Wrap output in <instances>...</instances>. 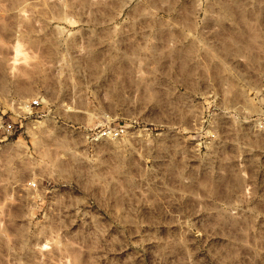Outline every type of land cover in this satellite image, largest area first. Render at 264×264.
Returning <instances> with one entry per match:
<instances>
[{
    "label": "rangeland",
    "instance_id": "1",
    "mask_svg": "<svg viewBox=\"0 0 264 264\" xmlns=\"http://www.w3.org/2000/svg\"><path fill=\"white\" fill-rule=\"evenodd\" d=\"M0 115V264H264V0H0Z\"/></svg>",
    "mask_w": 264,
    "mask_h": 264
},
{
    "label": "built area",
    "instance_id": "2",
    "mask_svg": "<svg viewBox=\"0 0 264 264\" xmlns=\"http://www.w3.org/2000/svg\"><path fill=\"white\" fill-rule=\"evenodd\" d=\"M33 107H39L40 102L38 100H35L32 102ZM0 132L6 137V139L11 138L15 135V123L6 120L5 115H0Z\"/></svg>",
    "mask_w": 264,
    "mask_h": 264
}]
</instances>
